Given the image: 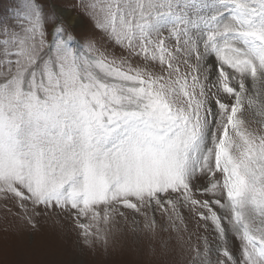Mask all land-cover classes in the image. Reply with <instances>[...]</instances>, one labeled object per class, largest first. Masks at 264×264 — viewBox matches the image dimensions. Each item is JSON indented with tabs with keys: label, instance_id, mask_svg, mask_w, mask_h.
Masks as SVG:
<instances>
[{
	"label": "snow or ice",
	"instance_id": "1",
	"mask_svg": "<svg viewBox=\"0 0 264 264\" xmlns=\"http://www.w3.org/2000/svg\"><path fill=\"white\" fill-rule=\"evenodd\" d=\"M63 3L0 20V208L88 248L126 227L154 256L170 233L166 264H264V0Z\"/></svg>",
	"mask_w": 264,
	"mask_h": 264
},
{
	"label": "rangeland",
	"instance_id": "2",
	"mask_svg": "<svg viewBox=\"0 0 264 264\" xmlns=\"http://www.w3.org/2000/svg\"><path fill=\"white\" fill-rule=\"evenodd\" d=\"M70 0H64L62 6L68 7ZM51 2L49 7H51ZM16 7V0H0V20H7ZM67 20L74 18L75 27L80 35L92 34V25L77 13L69 9ZM119 51V50H117ZM13 212L17 209L13 208ZM188 230L196 232L195 222L191 220L187 210L182 209ZM129 220L132 213H126ZM140 219L139 217H136ZM157 221H164L157 214ZM142 223V221H141ZM37 228L32 230L25 222L7 215L0 208V264H166L168 257L162 255L160 240H166L170 233L162 232L155 243L157 255L152 254V246L141 236L127 231L117 232L109 242L105 251L102 247L88 248L82 245L78 230L70 217L52 214L36 219ZM201 234L202 233L201 230ZM195 236L192 243H196ZM177 253L179 246L173 240ZM180 259L179 255L175 257Z\"/></svg>",
	"mask_w": 264,
	"mask_h": 264
},
{
	"label": "bare ground",
	"instance_id": "3",
	"mask_svg": "<svg viewBox=\"0 0 264 264\" xmlns=\"http://www.w3.org/2000/svg\"><path fill=\"white\" fill-rule=\"evenodd\" d=\"M68 15V12H66V16ZM68 22L70 23V24H73L74 23V18L73 17H71V18H69L68 19Z\"/></svg>",
	"mask_w": 264,
	"mask_h": 264
}]
</instances>
